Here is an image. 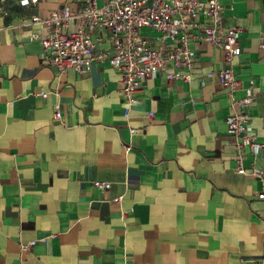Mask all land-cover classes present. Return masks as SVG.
<instances>
[{"label":"crops","instance_id":"1","mask_svg":"<svg viewBox=\"0 0 264 264\" xmlns=\"http://www.w3.org/2000/svg\"><path fill=\"white\" fill-rule=\"evenodd\" d=\"M220 3L221 26L241 29L236 87L220 82L223 50L195 31L194 67L144 79L132 103L107 58L63 73L43 59L33 17L85 0L1 3L0 264H264L260 181L237 172L225 123L245 114L264 143V0ZM91 33L111 52L107 31ZM242 155L245 170L264 166V147Z\"/></svg>","mask_w":264,"mask_h":264},{"label":"built area","instance_id":"2","mask_svg":"<svg viewBox=\"0 0 264 264\" xmlns=\"http://www.w3.org/2000/svg\"><path fill=\"white\" fill-rule=\"evenodd\" d=\"M6 0H0V5ZM20 5L36 3L38 0H16ZM1 7V6H0ZM220 0H85L78 11L68 6L51 10L45 17H33L42 25L44 32L34 33L39 39L43 59L60 73L67 70H82L92 62L107 58L118 72L123 83V96L132 103L134 94L139 91L141 82L154 77L167 66L174 69L194 67L190 39L194 32L200 39L219 47L224 52V66L219 70V79L224 88L233 90L238 84L232 70V59L238 52L239 27H222ZM204 14V20L199 15ZM74 23V28L69 27ZM148 28L160 33L165 40L156 47L148 46L140 30ZM93 29L108 32L110 51L97 48L99 36H92ZM264 39V33L262 35ZM264 48V41L260 42ZM184 79L178 72H168L167 79ZM46 96V93H42ZM252 95L239 105L250 103ZM55 117H59L55 109ZM228 132L231 134L237 153V172L250 174L260 181L258 199L264 200V166H252L248 171L242 165V149L249 146L253 156L264 147L249 132V121L245 114L230 112L225 117ZM95 187L108 189L110 183L93 181ZM34 243L29 241L28 246Z\"/></svg>","mask_w":264,"mask_h":264}]
</instances>
